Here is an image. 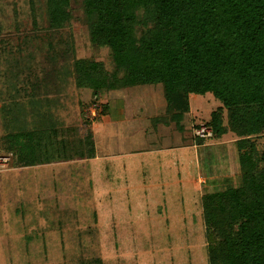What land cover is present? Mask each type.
Segmentation results:
<instances>
[{
  "label": "rangeland",
  "instance_id": "obj_1",
  "mask_svg": "<svg viewBox=\"0 0 264 264\" xmlns=\"http://www.w3.org/2000/svg\"><path fill=\"white\" fill-rule=\"evenodd\" d=\"M34 2L33 26L27 0H0V135L28 126L32 108L46 109L40 102L47 94L54 119L88 134L94 156L14 166L0 154V264H82L93 257L102 264H207L200 197L238 173L231 132L193 135L219 101L189 95L178 131L165 118L161 84L133 85L97 93L104 111L84 124L89 89L72 82L57 95L42 93L56 43L49 50L43 41L44 1ZM69 4L74 15L55 35L67 45L58 62L68 65L72 54L108 67V50L90 43L80 21L81 0ZM30 98L40 100L37 109Z\"/></svg>",
  "mask_w": 264,
  "mask_h": 264
},
{
  "label": "trees",
  "instance_id": "obj_2",
  "mask_svg": "<svg viewBox=\"0 0 264 264\" xmlns=\"http://www.w3.org/2000/svg\"><path fill=\"white\" fill-rule=\"evenodd\" d=\"M43 1V41L49 50L56 43V55L42 75V93L57 95L73 82L96 102L103 91L159 83L165 118L178 131L189 95L209 93L219 101L205 125L214 138L235 136L238 173L200 197L207 264H264V0H81L80 21L90 43L108 50V67L72 54L68 65L58 62L67 45L55 35L74 14L69 0ZM34 4L27 0L33 26ZM46 96L40 102L46 109L32 108L28 126L0 135V154H10L14 166L93 157L89 135L58 123ZM29 100L37 109L40 100ZM82 264L102 263L93 257Z\"/></svg>",
  "mask_w": 264,
  "mask_h": 264
},
{
  "label": "built area",
  "instance_id": "obj_3",
  "mask_svg": "<svg viewBox=\"0 0 264 264\" xmlns=\"http://www.w3.org/2000/svg\"><path fill=\"white\" fill-rule=\"evenodd\" d=\"M100 109H101L100 104L98 102H90L86 104L85 107L83 108V115L84 117L92 120L98 115ZM210 134H211L210 129L204 124H198V126L195 127L193 130V135L198 138H205V137H208ZM9 156L10 154H8V156L4 155V157H9ZM0 157L2 160L5 159V158H2L3 156H0Z\"/></svg>",
  "mask_w": 264,
  "mask_h": 264
},
{
  "label": "crops",
  "instance_id": "obj_4",
  "mask_svg": "<svg viewBox=\"0 0 264 264\" xmlns=\"http://www.w3.org/2000/svg\"><path fill=\"white\" fill-rule=\"evenodd\" d=\"M129 152H133V151H129Z\"/></svg>",
  "mask_w": 264,
  "mask_h": 264
}]
</instances>
